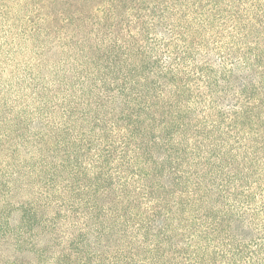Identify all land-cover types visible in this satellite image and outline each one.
<instances>
[{
    "label": "trees",
    "instance_id": "obj_1",
    "mask_svg": "<svg viewBox=\"0 0 264 264\" xmlns=\"http://www.w3.org/2000/svg\"><path fill=\"white\" fill-rule=\"evenodd\" d=\"M0 28L55 57L0 264H264V0H0Z\"/></svg>",
    "mask_w": 264,
    "mask_h": 264
},
{
    "label": "rangeland",
    "instance_id": "obj_2",
    "mask_svg": "<svg viewBox=\"0 0 264 264\" xmlns=\"http://www.w3.org/2000/svg\"><path fill=\"white\" fill-rule=\"evenodd\" d=\"M7 38L0 28L1 209L7 202V205L12 201L15 203L25 194L20 188L24 184L26 165L22 160L25 148L20 145V138L27 134L31 117H37L35 92H39L46 80V74L53 69L52 61L55 58L40 51L35 39L18 36L12 43H8ZM19 167L22 172L18 180H15L10 174ZM14 184L19 189L13 191ZM2 198H7L5 205H2Z\"/></svg>",
    "mask_w": 264,
    "mask_h": 264
}]
</instances>
